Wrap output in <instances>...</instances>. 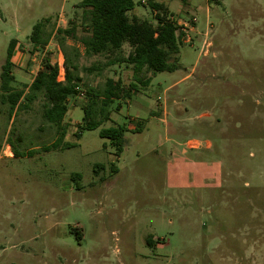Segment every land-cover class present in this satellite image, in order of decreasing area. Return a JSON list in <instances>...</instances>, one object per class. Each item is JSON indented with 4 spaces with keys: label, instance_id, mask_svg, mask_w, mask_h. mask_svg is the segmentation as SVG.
<instances>
[{
    "label": "rangeland",
    "instance_id": "rangeland-1",
    "mask_svg": "<svg viewBox=\"0 0 264 264\" xmlns=\"http://www.w3.org/2000/svg\"><path fill=\"white\" fill-rule=\"evenodd\" d=\"M81 1L0 0V72L15 40L10 87L24 92L11 110L0 89V264H264V0H151L184 34L169 59L178 69L156 74L105 66L106 55L57 37L69 21L86 32ZM145 1L133 11L154 23ZM44 20L48 47L34 48ZM45 57L58 81L64 57L79 79L62 120L73 147L49 152L59 134L47 100H27ZM109 79L134 89L81 132ZM116 126L127 130L121 153L98 136Z\"/></svg>",
    "mask_w": 264,
    "mask_h": 264
},
{
    "label": "trees",
    "instance_id": "trees-1",
    "mask_svg": "<svg viewBox=\"0 0 264 264\" xmlns=\"http://www.w3.org/2000/svg\"><path fill=\"white\" fill-rule=\"evenodd\" d=\"M145 3L153 12L154 23L130 14L136 5L134 0H82L76 8L81 10L79 23L86 27V32L78 37L76 31L79 25L69 21L68 26L58 28L55 35L61 39L76 40L82 45L84 53L87 55H106L109 60L105 66L126 63L132 66V70L136 74L142 70L151 74L174 72L178 69V65L175 62H170L169 59L178 54L184 34L180 32L179 26L169 16L168 9L164 4L151 0H146ZM140 4L142 5V3ZM44 21L36 23L30 34L29 39L34 48L45 47L50 39L49 36L42 39L44 23L48 20ZM16 43L15 40L9 42L0 72V89L3 93H7L6 100L11 110L18 104L24 93L21 90L14 91L10 87L14 81L11 69ZM124 45L129 47L126 56L121 54ZM63 66L64 78L63 81H58V65L51 64L48 57H45L41 69L38 70L28 87L32 94L27 97V100L31 101L35 93H41L47 100L43 118L55 126L59 134L53 143L43 148L44 152L73 147L72 144L63 142L65 130L62 120L68 112L67 99L76 94L78 88L79 79L73 74L78 70V67L69 63L65 57ZM85 71L92 73L94 67H89ZM148 81L149 79H146L142 83L146 85ZM132 89L134 86L130 85L125 91L119 81L107 80L104 89L94 94L96 96L94 98L100 99L99 112L94 110L96 102L92 98L88 108L83 110L82 121L85 124L79 126L80 131L98 129L101 126V121L96 120V116L103 113V108L113 100H117L125 94L128 95ZM105 119L108 117L105 116ZM80 131L75 137L80 138ZM126 131L124 126L103 128L99 130L98 136L101 139H107L115 151L121 153ZM13 157H16L15 153H13ZM147 245L151 246L150 238L147 240Z\"/></svg>",
    "mask_w": 264,
    "mask_h": 264
},
{
    "label": "crops",
    "instance_id": "crops-1",
    "mask_svg": "<svg viewBox=\"0 0 264 264\" xmlns=\"http://www.w3.org/2000/svg\"><path fill=\"white\" fill-rule=\"evenodd\" d=\"M146 2V1H145ZM145 2H142V5L143 6H145ZM154 2V1H153ZM158 3H161V2H158ZM163 4V3H162ZM168 9V8H167ZM130 14H132V15H134V16H136V17H138L139 19H141L139 16H137L135 13H134V11L132 10L131 12H130ZM48 44V43H47ZM17 46H18V44L16 43V47H15V51H16V48H17ZM46 47H48V45H46ZM12 60H13V58H12ZM36 75V74H35ZM34 78V77H33ZM33 80V79H32ZM32 82V81H31Z\"/></svg>",
    "mask_w": 264,
    "mask_h": 264
},
{
    "label": "built area",
    "instance_id": "built-area-1",
    "mask_svg": "<svg viewBox=\"0 0 264 264\" xmlns=\"http://www.w3.org/2000/svg\"><path fill=\"white\" fill-rule=\"evenodd\" d=\"M193 21H196L195 18L192 19Z\"/></svg>",
    "mask_w": 264,
    "mask_h": 264
}]
</instances>
